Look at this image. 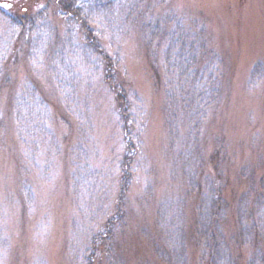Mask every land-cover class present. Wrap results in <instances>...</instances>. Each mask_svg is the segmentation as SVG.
Segmentation results:
<instances>
[{
  "label": "rangeland",
  "instance_id": "374dc122",
  "mask_svg": "<svg viewBox=\"0 0 264 264\" xmlns=\"http://www.w3.org/2000/svg\"><path fill=\"white\" fill-rule=\"evenodd\" d=\"M45 7L63 38L66 24L54 0H0V9L15 16ZM111 17L113 36L105 30L102 43L114 60L115 90L126 92L130 130L137 126L131 137L123 132L121 104L105 82L112 74L104 67L94 73L92 56L66 53L68 73L77 78L72 94L71 82L65 83L72 97L66 102L46 51L45 58L28 51L29 37H14L18 31L0 14V56L7 45L13 47L4 63L17 79L0 91V264H79L101 233L91 264H172L160 262L173 260L169 227L184 233V250L176 249L184 259L175 264L207 263V247L196 240L202 216L206 221L209 215L202 201L210 184L220 187L228 206L224 218L213 222L210 243L218 251L232 253L234 237L240 238L238 207L252 206L254 193L264 198V0H142L137 16L127 19L119 11ZM161 24L169 31L174 25L204 30L206 53L192 49L190 62H204L209 52L220 58L218 98L198 127L180 121L178 109L171 117L166 95L178 92L167 86L168 40L151 39L143 29ZM31 80L48 100L51 114L44 126L25 122L21 109L12 108ZM128 139L138 151L121 199ZM190 142H196L191 151ZM119 202L126 217L110 230ZM249 251L239 250L241 261Z\"/></svg>",
  "mask_w": 264,
  "mask_h": 264
},
{
  "label": "trees",
  "instance_id": "16d2710c",
  "mask_svg": "<svg viewBox=\"0 0 264 264\" xmlns=\"http://www.w3.org/2000/svg\"><path fill=\"white\" fill-rule=\"evenodd\" d=\"M54 1L56 4L57 15L62 16L66 24V29L63 31V33H65V35L63 34V38L59 37L61 31L59 29L60 26L57 28L48 18V7H45L37 14L30 16H15L12 13L9 14L2 8L0 9V14L4 16L3 19L5 21L11 24L10 27L13 31H18L14 37H19L20 35H26L29 38L31 37L30 39L28 38L29 40L27 39L26 43L28 51L30 49L32 54L37 55V53H39L43 57L45 56L46 51L53 63V66L50 68H55L58 75H64V78L57 75L58 77L56 76L55 80L57 84L59 83V87L62 89L61 93L63 99L67 102L70 100L69 97L72 98L70 95L72 92L71 86L75 83L77 78L74 74L68 73L70 68L69 63H66L64 59L65 54L79 52L87 57L92 56L89 65L91 66L93 72L98 71L99 73L102 71V67H104L105 72L112 74L111 65L114 64V60L108 57L106 54V47L102 43V39L106 36V31L107 33L109 32L107 37L113 36V26H111L110 21L112 18L111 16L116 13L119 14V11L122 12L127 19L133 17L134 15L137 16V8H139V3L142 0ZM106 26L110 28V31H108L109 28ZM172 28L173 30L169 31L165 26L162 27L161 24L143 29L146 30L144 33L151 36V39L152 37H161L168 40L169 45L165 50L166 55L164 65L171 79L169 80V85L167 86L172 85L174 88L171 90L175 89L176 92H178V95H176L173 91L171 93L169 91L166 95V99L169 103V109L171 110V113H173L171 117L173 119L177 117L175 110L178 109L181 111L179 118L180 121L188 122V125L195 128L198 127L201 120L205 119L210 113L218 98L219 79L221 77L220 58L213 52H209L208 59L204 62L199 64L190 62L187 56L190 52H192V49L194 51H199L198 47H200V51L203 50V52L206 53L204 44L205 35L203 34L204 30L198 32H188L186 29L182 30L175 25ZM45 47H48V49H45ZM2 48L3 47H1L0 51H2ZM11 48L13 49L12 46L7 45L5 48V54L0 56V91L17 83L16 77L13 76L14 74H8L9 67H6V64L4 63V60H7L8 57L7 53L11 51ZM16 52H20L19 47H17ZM22 52L24 51L22 50ZM10 54L13 53L10 52ZM48 55L46 56L45 61L47 60ZM110 67L111 69L109 70ZM27 80L30 81V79ZM114 80V74H112V78L107 77V74L105 75L106 84L109 87H112V89L111 87L110 89L113 95L121 104L123 114V132L127 137H131V135H133L136 131L137 126L134 125L133 132L130 130L132 127L131 125H133L131 124L133 120L132 116L129 114V104L126 105L123 101V99L126 98V92L115 90L117 86L114 83ZM66 82H71L69 88L70 93H67L68 86H66ZM167 86L163 84L166 92L170 90ZM14 105L17 109H21V111L18 110V113H22L24 119H27L25 122L28 121V123H33L38 121L43 126L45 122L47 124L51 114L48 109V100L42 95V92L38 89V85L35 81L31 80L30 83L28 82L25 91L15 100L14 104H12V108H14ZM64 110L65 112H68V109ZM1 116L0 110V122H2ZM20 119L22 118H19L18 121H21ZM62 121H65V118H63ZM139 137L140 135L136 136L135 134L136 139ZM194 146H196V142H190L189 151H191ZM125 148L127 155L125 157L126 162L123 163L122 167L124 172L122 175L121 199L124 197V192L126 191L129 183L132 181L130 168L133 164L134 156L138 151L133 140H129ZM258 182V191L262 192V180H258ZM210 187L211 188L207 196L208 200L204 199L205 203L202 201V209L209 215H207L208 217H206V221L204 216H202L203 219L198 224L201 235L196 240L198 243L202 242L204 247H207V252L204 254L206 255L207 263H203V261H201V264H264V198L262 193H254L253 191L254 204L249 207V203H247V205L241 209V205L238 207L236 212L238 222L237 235L240 234V238L237 236L234 237L233 252L229 253L224 247H221L219 251L217 248L213 249V246L210 243V240H213L215 236V232L213 231V222L219 223V219L224 218L226 210L224 208L228 209L227 204L223 200L220 187H216L211 184ZM199 189L200 188H198V190ZM189 190L192 192V188H189ZM209 202L210 204H208ZM124 212V207L121 205V202H119V212L116 217L114 216L108 220V229H114V225L116 224L115 222L118 218L120 224L121 222H124L126 217ZM207 224L210 227L205 231ZM170 228L172 227H169L168 232L171 236L169 248L173 251V260L168 261L165 258L163 260L160 259V262L173 261L172 264H175V261H177L178 263H181L184 258H180L183 254H178V251L180 252L181 248L184 250V233L182 229L177 231L170 230ZM177 233L180 241L176 240ZM93 238L94 242L90 245V251H87L89 250L88 246L78 259L79 264H83L84 259V264H91V259L95 252V240L102 238V233ZM246 247L250 248L249 254L245 260L241 261V252H239V250L241 251ZM176 249H178V251H176Z\"/></svg>",
  "mask_w": 264,
  "mask_h": 264
}]
</instances>
